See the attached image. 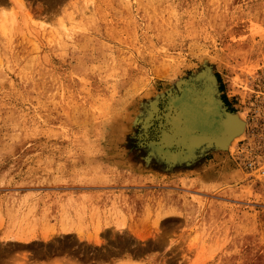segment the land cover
<instances>
[{
	"label": "rangeland",
	"instance_id": "obj_1",
	"mask_svg": "<svg viewBox=\"0 0 264 264\" xmlns=\"http://www.w3.org/2000/svg\"><path fill=\"white\" fill-rule=\"evenodd\" d=\"M188 84L235 144L168 140ZM0 264H264V0H0Z\"/></svg>",
	"mask_w": 264,
	"mask_h": 264
},
{
	"label": "bare ground",
	"instance_id": "obj_2",
	"mask_svg": "<svg viewBox=\"0 0 264 264\" xmlns=\"http://www.w3.org/2000/svg\"><path fill=\"white\" fill-rule=\"evenodd\" d=\"M189 84L180 88L181 92L168 106L167 122L173 133V136L169 133L173 138L168 140L171 142L174 139L180 145H186V148L191 149L202 145L209 146L214 141L219 142L220 147L227 146L228 143L235 144L243 131L242 121L237 119L238 116L229 114L222 108L209 85L198 89L197 86ZM8 238L12 239L11 236Z\"/></svg>",
	"mask_w": 264,
	"mask_h": 264
},
{
	"label": "built area",
	"instance_id": "obj_3",
	"mask_svg": "<svg viewBox=\"0 0 264 264\" xmlns=\"http://www.w3.org/2000/svg\"><path fill=\"white\" fill-rule=\"evenodd\" d=\"M246 165H247V167L250 168V169H254L255 166H256L255 163H254L253 161H248Z\"/></svg>",
	"mask_w": 264,
	"mask_h": 264
},
{
	"label": "trees",
	"instance_id": "obj_4",
	"mask_svg": "<svg viewBox=\"0 0 264 264\" xmlns=\"http://www.w3.org/2000/svg\"><path fill=\"white\" fill-rule=\"evenodd\" d=\"M177 144H179V143H177ZM179 145H180V144H179ZM180 146L182 147V149H183V147H185V148H186V145H183V144H182V145H180Z\"/></svg>",
	"mask_w": 264,
	"mask_h": 264
},
{
	"label": "water",
	"instance_id": "obj_5",
	"mask_svg": "<svg viewBox=\"0 0 264 264\" xmlns=\"http://www.w3.org/2000/svg\"><path fill=\"white\" fill-rule=\"evenodd\" d=\"M229 113V112H228ZM230 114V113H229Z\"/></svg>",
	"mask_w": 264,
	"mask_h": 264
}]
</instances>
